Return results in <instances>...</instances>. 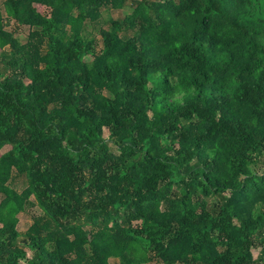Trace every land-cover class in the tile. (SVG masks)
Instances as JSON below:
<instances>
[{
	"label": "trees",
	"instance_id": "16d2710c",
	"mask_svg": "<svg viewBox=\"0 0 264 264\" xmlns=\"http://www.w3.org/2000/svg\"><path fill=\"white\" fill-rule=\"evenodd\" d=\"M0 50V264H264V0H5Z\"/></svg>",
	"mask_w": 264,
	"mask_h": 264
},
{
	"label": "rangeland",
	"instance_id": "374dc122",
	"mask_svg": "<svg viewBox=\"0 0 264 264\" xmlns=\"http://www.w3.org/2000/svg\"><path fill=\"white\" fill-rule=\"evenodd\" d=\"M4 1L5 0H0V8H4ZM133 3L132 1H129V3L127 4V6L124 9H120V10H104V17H108L110 16H114V17H124L125 14H127L128 12L132 11L133 9ZM45 11L48 12L49 8H45ZM7 17V16H6ZM102 18L99 19V23H95V26H93V31L95 32V35L100 37V33L98 31V27H100V25L102 24ZM7 28L9 30H12L16 32V36H18L23 42H25L27 40L28 35L31 32V29L28 26H21L19 27L16 22L14 20H12L11 22L8 23ZM1 51V50H0ZM105 134L108 135V131L105 132ZM11 146H6L4 149H2V152H5L7 150L10 149ZM264 167L263 164L260 165V169H262ZM27 186V180L25 177H18L15 181H14V187L17 188L19 191H22L26 188ZM3 199V195L0 194V202ZM19 218H20V222H19V229L21 231H26L28 230L37 220H39L41 222L42 225H44L47 221L48 218L45 216L44 212L42 211V209L35 204H31L27 207V210L24 212H21L19 214ZM259 250L255 249V254L258 255ZM28 254H31L30 251H28ZM112 264H115V260L111 259ZM147 264H155L154 262L151 263H147Z\"/></svg>",
	"mask_w": 264,
	"mask_h": 264
}]
</instances>
